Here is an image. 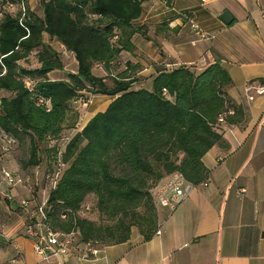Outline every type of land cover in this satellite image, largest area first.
<instances>
[{
  "label": "trees",
  "instance_id": "16d2710c",
  "mask_svg": "<svg viewBox=\"0 0 264 264\" xmlns=\"http://www.w3.org/2000/svg\"><path fill=\"white\" fill-rule=\"evenodd\" d=\"M21 1L0 0V129L28 149L25 169L39 166L43 154L67 165L48 197L49 224L78 230L81 243L98 247L128 241L134 227L150 240L160 227L155 187L174 172L194 185L207 182L203 157L224 142L225 125L242 119L226 90L232 77L220 58L201 71L162 64L138 76L140 65L123 54L136 50L137 33L146 35L136 21L150 0H42V16L27 0L25 11L9 9ZM45 34L75 55L77 70L65 79L50 77L65 66ZM35 50L40 65H24ZM98 66L107 75L95 74ZM140 80L147 84L134 87ZM84 90L113 99L72 134L59 158L61 139L77 129L73 101ZM92 211L99 220L83 215Z\"/></svg>",
  "mask_w": 264,
  "mask_h": 264
},
{
  "label": "crops",
  "instance_id": "0c3cea01",
  "mask_svg": "<svg viewBox=\"0 0 264 264\" xmlns=\"http://www.w3.org/2000/svg\"><path fill=\"white\" fill-rule=\"evenodd\" d=\"M172 3V7L159 0L144 3L136 24L144 27L150 39L137 33L133 39L136 50L124 53L125 61L140 65L138 76H149L162 64L195 65L201 71L220 58L232 77L226 90L243 117L225 125L224 142L203 157L210 170L208 181L195 185L175 211L158 208L160 233L145 241L133 229L128 241L100 247L99 256L110 264H264V94L249 100L247 92L250 83L264 85V0ZM226 10L234 17L231 24L220 19ZM186 14L215 37L199 39ZM99 67L97 75H107ZM55 71L62 70L52 71L51 79L66 78L52 77ZM148 83L150 87L151 79ZM103 96L109 100L100 111L113 99ZM18 147L6 154L0 148V264H12L17 254L27 264H42L21 201L35 196L34 190L29 192L31 178L26 172L45 170L47 161L43 158L39 166L25 169L17 157ZM3 168L21 175L24 184L8 186ZM50 192L46 185L44 197ZM67 264L81 262L72 256Z\"/></svg>",
  "mask_w": 264,
  "mask_h": 264
},
{
  "label": "built area",
  "instance_id": "2783aa9c",
  "mask_svg": "<svg viewBox=\"0 0 264 264\" xmlns=\"http://www.w3.org/2000/svg\"><path fill=\"white\" fill-rule=\"evenodd\" d=\"M166 6H170L172 0H159ZM213 0H200L202 5H207ZM26 0H22L21 3H10L9 9L16 11L21 9L26 10ZM172 7V6H170ZM17 8V9H16ZM16 9V10H15ZM190 23L198 35L199 39L214 38L215 35L204 32L201 27L190 18ZM30 86V82H27ZM248 99L254 100L256 96L264 94V85L254 86L253 83L247 85ZM233 113V110L228 112ZM225 115L220 117V121L224 122ZM75 132V130H73ZM72 134H67L61 139V146L59 147L58 156L60 158L61 153L65 147V144L70 140ZM18 145V140L0 129V148L3 153L12 152ZM66 164L61 160L58 162L56 170L50 171L45 176L46 185H48L50 191L56 187L57 182L63 174V169ZM65 170V169H64ZM3 181L11 187L17 185H23L24 179L21 175L10 171L7 168L2 169ZM194 184L185 179L180 172H174L169 175L165 180L161 181L154 190V200L158 208L167 209L169 212H173L177 207L182 204L192 193ZM245 192V189L241 190ZM48 197H44L42 201H37L35 197L25 198L21 201V205L28 214L29 224L27 227L30 237L34 240V251L39 257L42 264H67L72 256L76 257L81 264H110L104 261L99 255L101 248L94 243H82L83 248H80V240L78 230H72L64 232L61 230H55L51 227L48 221L47 202ZM89 210V205L86 206ZM66 215L63 214L62 218ZM158 229L156 233H160ZM12 264H27L21 254L15 255L11 259Z\"/></svg>",
  "mask_w": 264,
  "mask_h": 264
},
{
  "label": "rangeland",
  "instance_id": "374dc122",
  "mask_svg": "<svg viewBox=\"0 0 264 264\" xmlns=\"http://www.w3.org/2000/svg\"><path fill=\"white\" fill-rule=\"evenodd\" d=\"M42 0H27L28 6L30 7L31 10H33L35 13L38 15L42 16L43 15V10H42V5H41ZM17 9V8H16ZM15 9V10H16ZM45 41L49 43L51 46H53L60 54L61 58L64 63V70L63 71H55L51 76L52 77H66V74L68 72H75L77 70V61L75 59V55L68 51L60 42L50 39L49 35L45 34ZM127 56V55H126ZM122 62V61H121ZM24 65L29 66V67H37L40 65L38 61V56H37V50H35L29 58L23 62ZM122 68L124 66V63L122 62ZM99 66L95 67V74H99ZM144 76V75H141ZM145 77V76H144ZM143 82V83H141ZM107 83L109 85H112L111 80L108 79ZM147 84L146 80H140L138 81L134 87H140V86H145ZM109 97L103 96L101 94L98 95H93L91 92L84 90L82 91L81 95L73 101V106L74 108L79 112L80 114V119L78 122L77 129H75V132L77 130H80L82 126L98 111L103 110L108 103ZM74 133L73 130H70L67 132V134ZM26 146V145H25ZM17 151V157L18 159H27L29 156L28 149L25 147H18L16 149ZM44 160L47 161L45 163L46 169L43 171H28L26 172L29 177L31 178L30 186L31 190L29 192L31 193L33 190L32 195L34 194L37 198V201H42L44 199V196L46 195V182H45V176L48 171H53L56 170L58 167V162H48L47 156L43 154ZM44 161V162H45ZM67 167V165L64 166V169ZM63 169V171H64ZM50 191V189H49ZM88 203L92 204L95 201V198L93 196H89L86 200ZM84 216L89 217L90 219L93 220H99L98 213L96 211H92L90 213H84ZM134 230L139 229L137 227L133 228Z\"/></svg>",
  "mask_w": 264,
  "mask_h": 264
},
{
  "label": "water",
  "instance_id": "95a60500",
  "mask_svg": "<svg viewBox=\"0 0 264 264\" xmlns=\"http://www.w3.org/2000/svg\"><path fill=\"white\" fill-rule=\"evenodd\" d=\"M220 19L225 24H231L233 22V20H234V17L228 10H226L220 15Z\"/></svg>",
  "mask_w": 264,
  "mask_h": 264
}]
</instances>
